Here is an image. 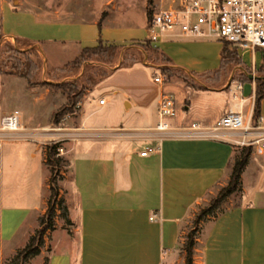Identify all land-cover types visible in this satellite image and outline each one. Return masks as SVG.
Instances as JSON below:
<instances>
[{
    "label": "crops",
    "instance_id": "1",
    "mask_svg": "<svg viewBox=\"0 0 264 264\" xmlns=\"http://www.w3.org/2000/svg\"><path fill=\"white\" fill-rule=\"evenodd\" d=\"M16 1L0 0V32L8 39L78 52L100 40L130 45L148 36V21L142 31L131 20L117 24L83 19L71 15L74 8L64 17L65 11L51 14ZM178 3L172 0L166 5L161 0L159 9L174 8ZM158 46L177 66L191 72L206 73L221 66L224 43L214 38H185L171 32ZM242 59L251 69L248 54ZM140 65L150 66L138 63L134 67ZM257 66L255 80L240 67L221 87L196 89L183 81H166L153 85L142 98H132L124 87L111 86L122 100L120 105L117 102L123 115L118 120L105 108L107 98L85 101L93 92L89 90L79 103L80 114L72 115L77 124L57 126L61 131L55 133L70 155L75 195L68 201V209L73 229L66 238L68 229L56 226L48 244L47 264H179L190 219L202 199L230 178L243 136L230 131L209 137L188 136L176 129L157 131L160 96L174 92L177 104L182 102L172 121L174 128L194 122L213 127L237 103L235 95L245 112L255 111L260 80L264 81V50L258 54ZM103 98L105 103L100 104ZM9 114L20 117L23 129L0 131V259L8 244L39 221L50 188L43 147L46 127L29 126L22 109L0 105V123ZM260 117L264 128V99ZM152 147L160 149L143 155ZM252 148L242 176V202L205 224L194 264H264V153ZM41 150L44 158L36 164ZM43 249L40 255L45 253Z\"/></svg>",
    "mask_w": 264,
    "mask_h": 264
},
{
    "label": "rangeland",
    "instance_id": "2",
    "mask_svg": "<svg viewBox=\"0 0 264 264\" xmlns=\"http://www.w3.org/2000/svg\"><path fill=\"white\" fill-rule=\"evenodd\" d=\"M14 0H9V2ZM166 5H170L172 0H163ZM24 4L33 8H43L45 12L55 14L59 11L63 16H67V11L69 8H74L71 10V15L83 19H97L100 21H107L111 23H127L130 20L136 24L135 27L138 30H144V25L149 21L148 11H152V16L157 13L161 0H153L149 3V0H23ZM129 8V9H128ZM131 10V12L129 11ZM128 17V19H126ZM128 20V21H127ZM148 23V22H147ZM138 35V34H137ZM138 37V36H136ZM23 40V39H22ZM12 40L4 37L0 32V105L3 108L12 106L14 108L22 109L25 115L26 124L29 126H44L47 143L60 142L61 140L57 137L58 128H65L69 125H76L77 121L73 120L71 113H68L72 108L76 114H80V105L77 104L74 107L70 106L68 103V98L62 89L55 87L54 84L60 82L72 81V77H68L69 73L57 70V68L64 67L68 62L74 60L83 51L78 52H66L63 48L52 49V47L45 44H39L32 41L31 43H24L23 41ZM147 41L146 38L132 42V44H141ZM159 47V46H158ZM230 47V46H229ZM230 49H232L230 47ZM233 50V49H232ZM141 53L144 54L142 63H148L150 66L140 65L138 67H128L127 68H117L112 74L102 81L99 85L93 89L91 96L85 99L86 102L97 98H107L108 103L105 108H110V114L114 117V120H118L123 117L121 111L118 109V104L122 103L118 96H115L113 92L115 89L109 88L111 86H121L130 91L131 97L142 98V94L147 95L151 92V87L158 85L154 81V73L160 72L166 81L173 82L176 81V77H172L171 80L168 79V75L162 72L163 69H168V62L164 61L158 54L154 51L148 50L147 47H141ZM117 65V64H115ZM132 68V69H129ZM238 67L232 68L228 72H222L219 77L214 78L219 80H214V78L207 77H197L200 83L224 86L229 80L231 74ZM143 70V71H141ZM159 70V71H158ZM26 85L27 87H25ZM143 88V93L139 92ZM170 92V91H167ZM87 93L90 94L89 90ZM88 95V94H87ZM177 95V94H176ZM86 95L84 96V98ZM82 99V102L84 101ZM180 102V101H179ZM179 111H181L182 102L178 103ZM102 114H105L103 111ZM130 114H132L130 112ZM55 117L60 120V123H55ZM21 144H24L21 142ZM30 145L31 143H25ZM64 147V152L59 155L62 158L60 166H55L53 174L48 168L50 178V183H55L56 188L59 190L60 195L59 200L64 204V206H69L68 201L70 198H74L75 192L71 181V162L70 155L66 152V145L62 144ZM244 149L247 147H243ZM243 148L236 150L235 158L232 162V166L236 159L241 155ZM21 155V154H20ZM22 156V155H21ZM27 155H25L26 157ZM44 158V152L41 150L35 159V163L42 162ZM232 169V167H231ZM230 178L224 180L220 186L217 187L213 192L206 195L204 199L198 204L194 211L192 219L188 225L186 234L181 243L179 257L181 262L179 264H186L187 247L190 240L194 241L193 250V264L196 255V249L201 247L199 238L203 235V229L206 223L215 218L219 213L227 210L233 206H236L242 202V195L233 194L226 199H223L221 205L218 206V199L221 196V192L227 187ZM50 197V188H49ZM48 204L45 206V210L42 215L46 212ZM207 208H213L212 214L202 215ZM58 209L61 210V206L58 205ZM58 210V215L56 217V226L58 228H64L67 230L66 238L72 234V225L60 216V211ZM70 213V212H69ZM43 229L40 221H34L32 227L23 230L20 237H17L13 242L8 244L3 252L2 258L0 259V264H46L50 251L48 250V244L55 232L53 230H48L45 235V248L43 249L45 253L39 256H26L21 253L22 250L27 245L31 236L36 235L37 231ZM53 231V232H52ZM50 233L52 235H50ZM71 236V235H70Z\"/></svg>",
    "mask_w": 264,
    "mask_h": 264
},
{
    "label": "built area",
    "instance_id": "3",
    "mask_svg": "<svg viewBox=\"0 0 264 264\" xmlns=\"http://www.w3.org/2000/svg\"><path fill=\"white\" fill-rule=\"evenodd\" d=\"M171 32H178L185 38H214L227 43L243 58L248 54L252 62V76L257 78V58L264 50V0H179L176 7L160 9L148 22L146 40L154 47ZM155 82L162 84L166 78L162 74L154 76ZM239 89L242 86H238ZM213 127L194 122L190 126L174 128L172 121L179 108L174 92H163L158 102V120L155 129L160 132L180 131L193 137H209L220 131H230L243 136L240 147L256 146L255 151L264 153V128L262 118L255 119V111L245 112L240 98ZM105 99L100 100L104 104ZM23 129L20 117L16 114L3 116L0 131L18 132ZM57 143V142H54ZM160 147H152L143 155L155 153ZM64 152L59 148V155ZM155 218L152 215L151 220Z\"/></svg>",
    "mask_w": 264,
    "mask_h": 264
},
{
    "label": "trees",
    "instance_id": "4",
    "mask_svg": "<svg viewBox=\"0 0 264 264\" xmlns=\"http://www.w3.org/2000/svg\"><path fill=\"white\" fill-rule=\"evenodd\" d=\"M153 0H149V3H152ZM149 21L152 19V11L149 10ZM148 21V22H149ZM21 41V39H17ZM24 43H31L30 40H22ZM147 47L148 50L154 51L160 56L164 61L168 62L169 68L163 69L168 79L171 80L172 77H176L177 80L186 82L188 85L196 88L202 89L205 87H210L212 85L200 83L197 77H207L214 78L224 71L228 72L234 67H243L246 70V74L252 73V70L245 66L243 59L238 55V53L230 49L227 43H224L223 49L221 51V66L219 69L206 72V73H197L188 71L182 67L177 66L172 58L166 54L165 51L159 47H154L150 42L145 41L141 44H108L100 40L98 45L93 47H86L83 49L81 54L77 56L74 60L68 62L64 67L57 68V70L64 71L69 73L68 77H72V81L69 82H58L55 87L62 89L65 95L68 98V103L71 107L76 106L82 102V99L87 94L88 90L94 89L102 81L108 78L112 72L117 68H128L132 67L138 63H142L144 54L141 53V47ZM117 64V65H115ZM237 69V68H236ZM214 80H217L214 78ZM252 80V78H251ZM217 80L216 82H218ZM264 99V81L260 80V86L258 90L257 105L255 109V119L260 117L261 111V102ZM72 108L68 113L73 115L76 113ZM55 123H60V120L55 117ZM62 146V142L49 143L46 146V164L50 169L51 173L55 169V166H60L62 158L59 156V148ZM253 152L252 147L243 148L241 155L236 159L235 163L232 166V172L230 176L229 183L226 188L221 192V196L218 199V206L221 205L223 199L228 198L233 194L243 195V180L242 176L245 172L250 158ZM50 197L48 200V208L46 212L39 217V221L43 229L37 231L36 235L30 237L27 245L22 250L21 253L26 256H38L40 255L42 249L45 246V235L48 230H53L56 228V217L58 215V205L61 206L60 216L70 222L69 220V209L67 206L59 200L58 196L60 195L59 190L56 188L55 183H50ZM215 208V209H216ZM214 209V210H215ZM213 208H207L202 215L214 213ZM225 211V210H224ZM222 211L221 213H223ZM219 213V214H221ZM218 214V215H219ZM214 214H212L213 216ZM217 215V216H218ZM216 216V215H214ZM216 216V217H217ZM194 241L190 240V243L187 247V256L186 264H193V248ZM48 263V259L46 264Z\"/></svg>",
    "mask_w": 264,
    "mask_h": 264
},
{
    "label": "water",
    "instance_id": "5",
    "mask_svg": "<svg viewBox=\"0 0 264 264\" xmlns=\"http://www.w3.org/2000/svg\"><path fill=\"white\" fill-rule=\"evenodd\" d=\"M19 2H18V0L15 2V4H18Z\"/></svg>",
    "mask_w": 264,
    "mask_h": 264
}]
</instances>
